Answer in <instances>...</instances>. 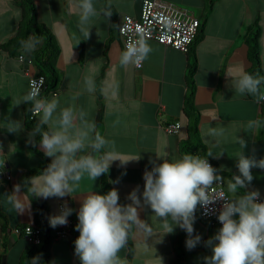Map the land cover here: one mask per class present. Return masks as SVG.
<instances>
[{"label":"crops","instance_id":"0c3cea01","mask_svg":"<svg viewBox=\"0 0 264 264\" xmlns=\"http://www.w3.org/2000/svg\"><path fill=\"white\" fill-rule=\"evenodd\" d=\"M144 1L94 0L98 9L107 8L111 15L95 17L88 38L83 39L77 26L78 0H35L38 19L52 32L60 48L56 62L59 79L45 89V97L51 98V92L55 91L61 107L71 104L83 108L96 130L113 141L111 156L117 159L112 160L105 174L111 188L127 204L131 203L128 194L137 185L142 191L143 172L151 167L150 158L159 162L161 158L175 159L186 153L184 142L190 132L184 108L189 92V66L196 60L194 102L199 111L202 149L205 153L213 152L207 158L220 171L227 190V181L237 173V135L246 140V155L264 156V127H249V121L262 120L263 102L233 88V78L250 65L245 35L256 19L261 25L259 43L264 69V0H216L213 7L209 0H166L194 11L202 20V37L187 53L147 40L152 51L144 66L140 69L121 66L119 54L124 44L120 22L125 15L139 19ZM20 19V0H0V161L4 160L3 171L12 176L0 178L1 209L7 216L0 218V264H19L29 243L19 229L34 225L36 211L23 186L19 197L25 207L22 211L13 208L7 197L14 185L21 184L23 174L42 162L41 156L30 147L32 143L27 142V133L32 129L27 123L30 102L14 105L15 98L28 89L30 78L38 74V68L22 48L15 53L2 48L3 43L16 35ZM85 77L94 80L92 91L85 89ZM6 117L22 121L23 130L8 132L3 127ZM176 121L182 124L180 131L168 134L164 126ZM45 126L47 130L56 127L52 122ZM39 138L37 134L34 142L41 150ZM119 159L129 160L121 163ZM251 171L253 180L248 188H258L264 193V169ZM101 182L102 174L94 181L85 175L75 192L43 199L51 215L58 214L61 203H67L74 209L72 214L77 220L76 211L86 192L104 194ZM244 190L247 189L240 191ZM138 215L151 232L133 226V252L129 254L127 244L118 252L124 264H174L179 252L185 254L183 264H204L202 257L211 254L203 243L187 249L186 233L178 226L164 233V222L148 206L140 207ZM194 215V234L198 232L202 241L207 240L218 229L217 224L201 217L199 204ZM51 251L54 264H80L71 237L56 239Z\"/></svg>","mask_w":264,"mask_h":264},{"label":"clouds","instance_id":"9594fccd","mask_svg":"<svg viewBox=\"0 0 264 264\" xmlns=\"http://www.w3.org/2000/svg\"><path fill=\"white\" fill-rule=\"evenodd\" d=\"M77 26L87 39L93 19L103 14L110 16L107 8L98 9L94 0H78ZM37 36L29 34L20 41L26 53H32L39 45ZM152 51L150 44L139 36L125 44L119 54L121 66L140 67ZM264 74L242 71L233 78V88L240 94L253 96L257 102L264 101ZM87 91L94 89V80L84 78ZM29 103L33 116L38 122L27 133L29 143L39 134V147L44 155L51 157L50 163L39 174L28 177L23 182L33 196L41 198L64 197L75 192L82 178L87 175L93 181L102 173H107L112 160L113 141L96 130V125L88 119L87 112L71 104L61 107L60 101L53 95L51 98L41 96L38 81H31L26 91L15 98L14 105ZM3 126L8 132L23 130L20 120L6 117ZM52 122L56 127L44 130L42 125ZM250 128L264 127V120L249 121ZM235 143L239 150L235 156L237 173L227 181L229 193L234 195L218 196L210 193V187L221 183L220 171L209 163L206 155L186 152L175 159L161 158L154 162L151 158L143 172V189L137 185L128 197L131 203H118V192L115 188L105 194L88 191L83 196L78 211V222L74 228L79 235L74 239V254L80 264H124L118 252L126 244L129 229L140 227L145 233L151 229L144 224L138 215V209L148 206L152 213L164 222V233H170L178 226L186 233L185 247L189 250L203 243L211 249L210 255L202 257L204 264H264V193L258 188H248L253 180L252 168L264 169V156L246 155V140L236 136ZM87 149V151H85ZM223 150L215 153L219 156ZM124 163L125 160H121ZM4 160L0 161V172ZM22 185L13 186L8 201L17 211L25 207L21 201ZM242 189H247L240 191ZM221 199L220 210L216 218L220 227L202 241L201 234H194V210ZM74 209L67 203L61 205L58 214L48 216V223L55 228L67 224V217ZM25 264H44L40 254L25 258Z\"/></svg>","mask_w":264,"mask_h":264},{"label":"trees","instance_id":"16d2710c","mask_svg":"<svg viewBox=\"0 0 264 264\" xmlns=\"http://www.w3.org/2000/svg\"><path fill=\"white\" fill-rule=\"evenodd\" d=\"M215 1L216 0H209L210 7H213ZM20 2H21V19L19 21L17 33L14 37L10 38L7 42L3 43L2 48L5 51H8L9 53H15L18 49L22 48L20 44L21 40L26 39L29 36V34L37 36L38 39L40 40V43L38 47L28 56L30 60L37 66L39 71L38 74L45 76L46 90H47L49 89V87L54 86L59 79V71L56 68V62L60 48L52 32L48 29V27L44 23L40 22V20L38 19V7L35 0H20ZM202 28L203 27H201L194 43L202 37V32H203ZM260 34H261V25L259 20L256 19L254 24L249 28L248 32L245 35V42L248 46L247 47L248 58L250 61V65L246 71L251 73L260 72L264 74V69L261 62V53H260V43H259ZM196 69H197V61L195 60L193 64H190L189 74H188L189 92L186 96L184 113L189 120L188 129L190 134H189V139L184 142V150L185 152H190L193 154H199L201 156H204L206 155V153L202 149L203 144L200 140V135H199V119H198L199 111L194 102L195 91H196V83L194 77H195ZM260 91L264 92V86H261ZM248 96L256 100L253 96L250 95ZM262 102H263L262 120H264V101ZM29 113H30V109H28V115ZM99 120H101V113L99 115ZM27 123L30 128H33L37 123V121H31L27 117ZM42 128L44 130H47V127L45 125H42ZM30 147L33 150H35L39 156H41L42 162L35 169L26 171L23 174L21 178L22 186L26 178L39 174L44 168L47 167L48 163H50L51 161L49 157L45 156L44 153L38 149L37 142L32 143ZM101 184H102V191L104 194L112 189L105 173H102ZM23 188L29 194L34 205L36 206L33 226L35 228H38L41 231V233H40V243L29 242L21 254L19 264H25V258H31L36 254L41 255V259L44 262V264H54L51 248H52V244L56 240V227L53 228L48 223V216L51 215L49 211V206L43 198L33 196L31 192H29L25 187ZM118 203L126 204L124 199H122L121 197H119ZM71 217L74 221H76V223L78 222L73 216V214H71ZM0 218L7 219L6 214L1 209V203H0ZM74 225L72 227L71 236H70L72 244L74 239L79 235V232L74 228ZM27 226L29 225H24L20 227L19 230L22 233H25ZM132 235H133V226L129 229L128 238L126 241V244L129 249V254H131L134 250V242ZM184 259H185L184 252H179L174 264H183Z\"/></svg>","mask_w":264,"mask_h":264},{"label":"built area","instance_id":"2783aa9c","mask_svg":"<svg viewBox=\"0 0 264 264\" xmlns=\"http://www.w3.org/2000/svg\"><path fill=\"white\" fill-rule=\"evenodd\" d=\"M202 27V20L199 19L193 10L179 5L174 2L166 0H145L143 3L141 17L136 19L131 15H125L119 25V33L123 40V44L130 40L137 39L139 36H144L146 40H155L165 46H171L174 49L182 52H189L194 43L200 29ZM21 58H23L21 56ZM144 66L142 62L138 69ZM38 81L40 84V94L45 97L46 78L44 75L37 74L30 78L31 81ZM52 95H57V92H51ZM1 106V102H0ZM35 116L29 113L28 119L36 121ZM182 124L180 121L171 122L164 126V130L168 134H175L180 131ZM209 163L214 166L212 160ZM215 167V166H214ZM7 177L11 179L10 173L4 171L0 172V178ZM210 193H215L218 196L228 195L224 185V180L221 183H216L210 187ZM223 201L217 199L205 207L199 205L201 217L211 220L217 224L218 228L221 226L216 218V212L220 210ZM61 205L59 211L61 210ZM68 223L56 226V239L63 237H70L71 230L76 221L71 217H67ZM41 231L34 226H27L25 234L29 242L40 243Z\"/></svg>","mask_w":264,"mask_h":264}]
</instances>
